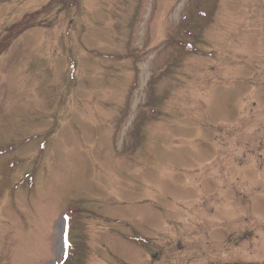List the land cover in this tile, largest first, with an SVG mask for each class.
Here are the masks:
<instances>
[{
	"label": "rangeland",
	"instance_id": "1",
	"mask_svg": "<svg viewBox=\"0 0 264 264\" xmlns=\"http://www.w3.org/2000/svg\"><path fill=\"white\" fill-rule=\"evenodd\" d=\"M0 264H264V0H0Z\"/></svg>",
	"mask_w": 264,
	"mask_h": 264
}]
</instances>
